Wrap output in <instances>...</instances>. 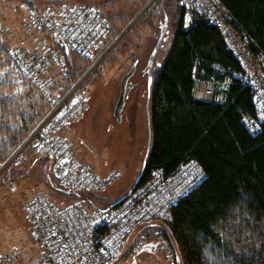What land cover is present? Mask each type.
<instances>
[{
	"label": "trees",
	"instance_id": "obj_1",
	"mask_svg": "<svg viewBox=\"0 0 264 264\" xmlns=\"http://www.w3.org/2000/svg\"><path fill=\"white\" fill-rule=\"evenodd\" d=\"M221 1L254 48L264 51V0ZM178 2L172 0L173 5ZM175 27L165 61L152 76L149 149L132 190L145 184L155 169L170 174L182 162L195 159L205 179L173 207L171 223L154 227L174 241L183 264H264V124L256 134L244 121L256 116L252 92L236 76L243 72L242 66L215 26L194 10L176 6ZM115 36L110 27L106 42ZM68 57L71 80L92 61L74 53ZM2 69L6 72L0 73V160L37 125L48 107L40 90L16 70L4 42ZM227 78L232 82L222 92L219 85ZM209 84L215 86L214 95H198L199 86ZM51 161L50 178L42 183L56 202L83 200L92 208L109 210L123 200L101 206L93 200L94 193L64 190ZM146 250L158 249L153 244Z\"/></svg>",
	"mask_w": 264,
	"mask_h": 264
},
{
	"label": "built area",
	"instance_id": "obj_2",
	"mask_svg": "<svg viewBox=\"0 0 264 264\" xmlns=\"http://www.w3.org/2000/svg\"><path fill=\"white\" fill-rule=\"evenodd\" d=\"M181 3L220 31L241 64L243 72L236 76L250 88L256 112L254 118L245 117L244 121L250 131L259 133L264 124V51L254 48L249 35L235 24L221 0H181ZM29 13L25 28L30 33L37 31L33 46L12 48L11 57L16 69L37 86L53 106L4 168L24 164L25 151L32 147L37 154L54 162L69 160L67 173L60 180L64 190L102 191L120 173L99 174L92 165L76 156L72 143L60 133L88 108L85 85L122 37L106 42L111 24L97 6L58 3L29 10ZM3 28L1 26L2 31ZM69 53L92 58L74 80L70 79L65 56ZM231 82L232 79L227 78L219 89L226 91ZM201 92L204 97H212L215 86L209 84ZM31 143L34 145H29ZM205 177V171L195 159L182 162L170 174L155 169L145 184L109 210L92 208L83 200L58 203L46 191H35L24 209L32 237L42 248L39 264H119L125 260L126 249L127 258L137 259L151 242L156 243L162 254L161 260L154 264H179L172 241L154 226L171 223L173 207ZM146 227L151 231H146ZM137 231L139 235L133 238ZM8 264H13V260Z\"/></svg>",
	"mask_w": 264,
	"mask_h": 264
},
{
	"label": "rangeland",
	"instance_id": "obj_3",
	"mask_svg": "<svg viewBox=\"0 0 264 264\" xmlns=\"http://www.w3.org/2000/svg\"><path fill=\"white\" fill-rule=\"evenodd\" d=\"M58 3L98 6L111 20V27L116 33L113 39L122 37L85 85L88 108L60 133L72 143L76 156L91 164L99 174L105 175L110 171L120 173L110 186L91 195L97 204L106 206L128 194L142 171L150 143V84L145 67L157 44L162 26L168 20L166 37L155 57L152 76L165 61L176 28V6H184L181 0L176 5L172 4V0H0V44L6 43L10 50L18 46L32 47L37 31L30 33L25 28L29 10L43 9ZM65 56L69 64L70 58L67 54ZM135 62H138L137 70L130 80L134 87L126 98L122 119L118 121L114 108L121 78ZM1 72L5 74L6 71L2 69ZM204 88L203 85L199 86L198 95L202 96L201 90ZM46 100L48 107L44 116L8 156L0 160V264H8L11 259L13 264H39L41 259L42 248L32 237L24 208L35 191L44 190L42 181L50 178L52 161L40 154L37 161L34 157L36 152L29 147L25 151L27 160L24 164L4 167L11 155L50 112L53 103ZM138 235L139 231L133 238ZM172 245L179 264H183V257L174 241ZM126 251L125 260L119 264H154L162 258V254L156 251L150 254L153 252L146 250L134 261L133 256L127 258Z\"/></svg>",
	"mask_w": 264,
	"mask_h": 264
},
{
	"label": "water",
	"instance_id": "obj_4",
	"mask_svg": "<svg viewBox=\"0 0 264 264\" xmlns=\"http://www.w3.org/2000/svg\"><path fill=\"white\" fill-rule=\"evenodd\" d=\"M189 25H190V16L187 15L186 19H185V27L188 28ZM167 29H168V20H166L162 26L157 44L154 47V49H153V51L149 57L148 63L145 67V72L148 74V79H149L150 85L152 82V69H153V66L155 63V57H156L159 49L161 48L163 41L165 40ZM62 47H63V49H65L64 45H62ZM137 65H138V62H135L132 65V67L130 68V70L127 71L121 78L120 92H119V96H118V99H117V102H116V105L114 108V114H115L118 121H121V119H122V112H123V109H124V106L126 103V98L128 97L131 89L134 87V84L131 83L130 80L137 70ZM68 166H69V160L68 159H62V160L57 161L53 167L54 176L57 179L62 180L67 173Z\"/></svg>",
	"mask_w": 264,
	"mask_h": 264
},
{
	"label": "crops",
	"instance_id": "obj_5",
	"mask_svg": "<svg viewBox=\"0 0 264 264\" xmlns=\"http://www.w3.org/2000/svg\"><path fill=\"white\" fill-rule=\"evenodd\" d=\"M205 89V88H204Z\"/></svg>",
	"mask_w": 264,
	"mask_h": 264
}]
</instances>
